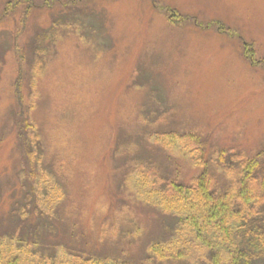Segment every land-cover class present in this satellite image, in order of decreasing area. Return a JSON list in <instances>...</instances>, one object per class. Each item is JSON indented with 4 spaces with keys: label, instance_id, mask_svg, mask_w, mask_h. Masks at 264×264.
Listing matches in <instances>:
<instances>
[{
    "label": "rangeland",
    "instance_id": "374dc122",
    "mask_svg": "<svg viewBox=\"0 0 264 264\" xmlns=\"http://www.w3.org/2000/svg\"><path fill=\"white\" fill-rule=\"evenodd\" d=\"M32 44L46 48L41 66ZM263 150L264 0H0V229L12 196L31 190L68 246L226 264L123 186L137 194L146 171L147 192L205 173L225 186L231 157ZM66 250L58 260L79 264ZM30 254L0 239V262Z\"/></svg>",
    "mask_w": 264,
    "mask_h": 264
},
{
    "label": "trees",
    "instance_id": "16d2710c",
    "mask_svg": "<svg viewBox=\"0 0 264 264\" xmlns=\"http://www.w3.org/2000/svg\"><path fill=\"white\" fill-rule=\"evenodd\" d=\"M32 45L38 59L36 63L41 66L46 48L41 44ZM34 137L31 135L32 139ZM32 152L26 146L29 162ZM233 158L238 162L236 165L229 163L236 170L235 181L225 186H220L216 179L205 173L192 179L188 187L175 178H161L162 185L147 192L146 171L135 174L137 194L127 183L123 190L138 200L134 201L139 210L147 209L148 213L154 212L172 220L167 223V229L172 230L171 236L180 227L188 225L190 232L195 233L199 240L217 246L226 254V264H264V174H259L264 166V150L251 159H239L238 155ZM146 167L152 169L151 164ZM53 216L39 208L33 191L26 190L19 198L13 195L8 211L10 219L0 229V239H15L19 250L30 249L32 264H63L56 255V250L62 247L67 249L69 256L79 260V264H140L141 260L135 262L132 256L122 251L105 255L94 248L85 251L68 246L59 240L61 236H57ZM206 235L210 236L209 239L204 238ZM159 243L152 240L149 249L154 253L161 245ZM213 255L214 264H219L218 254ZM145 259L150 260L147 256ZM17 262L16 258L4 257L0 264Z\"/></svg>",
    "mask_w": 264,
    "mask_h": 264
}]
</instances>
